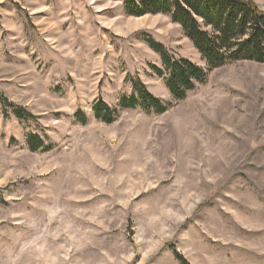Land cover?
Instances as JSON below:
<instances>
[{
  "label": "rangeland",
  "instance_id": "obj_1",
  "mask_svg": "<svg viewBox=\"0 0 264 264\" xmlns=\"http://www.w3.org/2000/svg\"><path fill=\"white\" fill-rule=\"evenodd\" d=\"M124 3L0 0V264H264V63L215 69L176 102L145 36L205 63L167 16ZM134 81L168 111L94 118Z\"/></svg>",
  "mask_w": 264,
  "mask_h": 264
},
{
  "label": "trees",
  "instance_id": "obj_2",
  "mask_svg": "<svg viewBox=\"0 0 264 264\" xmlns=\"http://www.w3.org/2000/svg\"><path fill=\"white\" fill-rule=\"evenodd\" d=\"M123 8L127 16L134 18L167 16L181 28L205 63L203 69L188 60L175 59L164 46L145 36V42L160 56L162 64L161 68L151 66V69L164 79L167 91L176 102L183 101L196 86L205 84L208 74L215 69L239 61L264 63V11L251 0H125ZM131 86L132 94L119 99L118 108L96 101L92 106L94 118L110 124L120 110L140 109L147 114L161 115L171 107L152 95L140 81H134ZM7 106L14 107L8 103ZM13 113L18 119L31 117L21 108H13ZM74 119L82 125L87 122L82 111H77ZM26 144L31 152L50 149L37 135L28 136ZM174 258L180 264H188L177 252Z\"/></svg>",
  "mask_w": 264,
  "mask_h": 264
}]
</instances>
